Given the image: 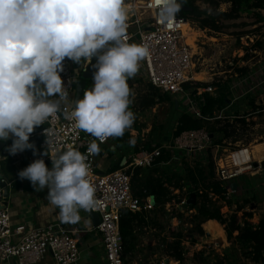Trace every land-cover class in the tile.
<instances>
[{"label":"clouds","instance_id":"clouds-1","mask_svg":"<svg viewBox=\"0 0 264 264\" xmlns=\"http://www.w3.org/2000/svg\"><path fill=\"white\" fill-rule=\"evenodd\" d=\"M156 3L160 19L169 21L183 0ZM127 20L124 0H0V141L12 140L6 152L33 150L36 155L30 135L54 118L62 102L72 104L64 118L94 138L89 155L99 154L106 139L123 137L131 129L136 116L129 107V80L148 53L126 41ZM93 57L92 87L82 98L71 99L61 76L63 62L89 64ZM45 133L48 147L40 155L50 156L52 166L35 159L18 175L35 190L47 189L46 198L59 209L60 219L76 223L80 210L97 206L86 156L72 148H56L53 154L49 150L58 139L48 128Z\"/></svg>","mask_w":264,"mask_h":264},{"label":"built area","instance_id":"built-area-1","mask_svg":"<svg viewBox=\"0 0 264 264\" xmlns=\"http://www.w3.org/2000/svg\"><path fill=\"white\" fill-rule=\"evenodd\" d=\"M124 7L128 15L126 41L131 43L136 39V44L143 46L148 53L140 61L139 77L156 86L163 94L178 96V100H182L186 106L184 111L195 118H206L202 114L200 105L206 101V94L214 91V87L209 84L195 91L200 79L196 71L198 50L196 41L193 44L188 41L193 22L178 14L169 21L161 20L156 0H124ZM256 36L257 34H247L240 39L254 41ZM63 65L61 76L70 98L75 99L77 81L89 64L87 61L78 64L66 58ZM252 74L254 73L248 75ZM87 88L91 86H85L80 98ZM71 108L70 101L67 104L62 102L54 118L37 127L30 135V139L34 140L40 137L36 148L38 157L33 153L21 152L11 155L5 151V155H0V162L11 159L16 179H20L18 173L26 167V162L31 163L39 158L51 162L50 156L40 155L48 147L46 128L51 130L53 140L58 139V143L49 150L50 152L54 154L56 148L60 150L72 148L83 153L89 169L88 179L94 188L97 201V206L89 212L100 215V222L96 227L102 235L106 264H125L124 236L120 227L123 212L125 210L147 212L155 207L154 196L141 197L133 193L132 174L136 167L164 166L169 163L168 159L163 158L168 152L174 154L181 152L183 155L201 153L204 158L206 155L207 161L213 160L216 175L228 190L229 197L235 196L240 190V187L232 186L236 178L248 172L264 169V159H255L252 154L253 144H244L232 150V142L228 143L222 132L212 134L206 128H201L187 130L177 136L173 135L161 144L154 145L153 149L143 146L131 154L130 162L126 167L105 171L101 166V158L107 156L108 149L114 147L112 144L114 138H108L100 143L99 154L89 155L87 148L94 138L88 133L75 129L73 122L64 118L63 112L70 111ZM210 152L214 153L212 157ZM3 201L2 197L0 264L11 259L17 260L18 264H35L44 259L48 253L52 254L55 264H80L81 248L73 230L67 229L61 223H50L28 230L24 225L13 228L10 210L7 204L3 205Z\"/></svg>","mask_w":264,"mask_h":264},{"label":"rangeland","instance_id":"rangeland-1","mask_svg":"<svg viewBox=\"0 0 264 264\" xmlns=\"http://www.w3.org/2000/svg\"><path fill=\"white\" fill-rule=\"evenodd\" d=\"M229 22L236 25L225 29L223 33L203 30L193 23V29L188 34V41L192 44L196 41L197 44L196 71L200 78L198 82L213 85L214 91L209 94L214 96L219 94L225 84L229 86L227 107L221 112V116L231 117V119L236 116L245 117L246 124H240L238 125L240 127H237L241 135L238 137L239 140L232 142L235 137L227 139L228 143L232 142V148H230L233 150L244 144L254 145L264 142V65L258 62L260 60L264 62V40H262L264 25L257 23L253 12L243 13L239 19ZM258 26L259 31L254 41L237 39L235 32L253 30ZM136 42L134 39L131 43ZM256 42H260L261 45L255 47L253 44ZM245 66L248 68L245 74L237 71ZM251 73L254 74L248 75ZM147 83L146 79L139 77L138 72L129 80L132 90L130 105L134 106L131 110L136 119L123 137L114 138V147L109 149L107 156L101 162L106 168L105 171L114 170L116 167L117 169L126 167L133 152H137L143 146L149 148L147 145L161 144L173 136L177 130L178 118L186 106L182 100H178V96L166 98L167 95L159 90L158 99H161L157 104L148 109H141L139 98L146 93ZM89 85L92 86V80ZM207 130L209 131V128ZM130 140L134 143H130ZM210 154L212 157L214 153L210 152ZM115 157L119 158L117 163L109 166ZM167 157L169 163L166 165L142 168V172L145 178L156 168L160 170L156 171V174L165 172L167 177L172 178L171 195L176 196L168 205L169 207L162 210L157 206L155 211L150 212L148 226L138 229L130 237L131 242L128 243V251H125L124 255L125 264H264L253 260L247 246H242L234 239L229 240L226 231L224 232L225 225L221 224L224 230L217 223L215 229L208 226L209 233L217 234L215 237L210 236L205 230L207 224L212 221L209 220L205 223V228L202 224L205 233L199 234L198 224L203 218L198 214V210L203 199L196 198L195 202L190 201L191 194L195 193L192 190L194 189L199 192L208 190L210 203L221 206L224 212L231 213L240 205L245 206L244 209L247 212H251L252 204L255 206L253 211L256 215L251 218V221L258 223L264 217V172H248L239 177L240 190L237 196L229 197L226 190V199H224L214 194L209 187L217 180L220 181L217 175L212 178L207 175L201 176L197 172V168L206 164V155L204 158L201 153L183 155L181 152L177 154L169 152ZM190 170H193L195 174L190 173ZM175 173L184 178L181 181L183 182L181 189L174 188L177 182ZM193 177L197 179V182H192ZM178 200L181 202H177ZM242 215L243 211H239V216ZM221 236L224 237L221 238ZM179 239L182 241L184 251L182 262L175 261L167 253V244Z\"/></svg>","mask_w":264,"mask_h":264},{"label":"trees","instance_id":"trees-1","mask_svg":"<svg viewBox=\"0 0 264 264\" xmlns=\"http://www.w3.org/2000/svg\"><path fill=\"white\" fill-rule=\"evenodd\" d=\"M223 3H228L230 6L226 10H222L221 5ZM246 12H253L257 18V23L264 25V0H183L181 10L177 14L180 17L190 20L200 29L213 32H223L225 29L236 25L229 21L239 19L242 14ZM254 29L235 32V34L238 39L243 35L258 34L259 26ZM253 45L257 47L261 44L260 42H256ZM247 69V66H245L239 68L237 71L241 74H245ZM208 85L209 83L206 82H198L195 91L199 87H206ZM146 90V93L139 98V106L141 109L151 108L161 99H158V97H160L159 89L153 84L147 83ZM229 93L230 89L228 84H225L222 87L217 96L207 93L206 101L200 105L202 114L206 118H195L190 113L184 111L178 118V127L173 135L177 136L184 131L192 129L209 128V131L212 134L222 132L226 139L235 137L232 142L238 141V137L241 135L238 133L237 127H240L238 126L240 124H246L245 117L236 116L231 119V117L221 116V112L227 107V97ZM166 95V98L172 97L168 94ZM129 107L132 109L134 106L130 105ZM39 140L40 137H37L35 146L38 145ZM147 147H149L147 149H153V146L151 145H147ZM168 153L164 154L163 158L168 159ZM116 169L117 167L114 168V170ZM197 169V172H199L201 176L207 175V177L214 178L216 175L213 160H206V164ZM156 171L160 170L156 168L145 178L143 176L142 167H136L132 174L133 193L141 197H147L150 195L154 196V211L157 209V206L164 210L166 205L171 203L176 196L171 195L170 182L172 178L167 177L165 172H159L160 174H156ZM190 173L193 175L195 174L193 170H190ZM174 177L177 178L174 188L181 189L183 187V182L181 183V181L184 180V178L176 173L174 174ZM192 182H197V179L193 177ZM212 184L213 185L209 186L212 189L211 191L226 199V188L223 183L217 180V182ZM192 190L195 192L197 199H203V203L198 210V214L203 218L198 224L199 234L203 235L205 233L202 224L207 220H212L211 222H218L225 225V231L229 240L234 239L242 246H247L253 256V260L264 263V217L260 219L258 223L252 222L251 218L253 217V212H247L243 205L237 206V209L231 213L224 212L221 206H216L210 203L211 200L209 199L208 190H200V192L199 190ZM177 202H181V200H178ZM239 211H243L241 217L239 216ZM243 216L244 218H242ZM136 221H138V224L146 221L145 215L141 212H132L130 210H125L123 212L120 219V227L124 236V255L125 251H128L127 246L128 243H130V237L133 236ZM167 248L168 256L174 258L178 262L184 260V251L180 239L169 242Z\"/></svg>","mask_w":264,"mask_h":264},{"label":"crops","instance_id":"crops-1","mask_svg":"<svg viewBox=\"0 0 264 264\" xmlns=\"http://www.w3.org/2000/svg\"><path fill=\"white\" fill-rule=\"evenodd\" d=\"M221 6L223 10H226L230 6V4L224 3ZM218 33H223V32H218ZM226 36L228 35L226 34ZM262 40H264V36ZM258 62L264 65L263 60H260ZM81 78H79L78 81ZM90 80H92V78L87 80L86 85L90 84ZM74 96L76 99V90H75ZM30 141L33 142L34 144L36 142V140L34 139H30ZM3 142H5V146H6L10 144L12 140L9 139ZM113 142L114 140L112 141V144L114 145ZM23 153L30 154V153H33V150H25ZM35 156L38 157V154H36ZM105 157L101 158V162H103V159ZM118 159L119 158L115 157L114 160H112L114 162L111 161L109 166L112 165V163L116 164ZM46 163L48 164L49 167L52 166V162H46ZM29 164H30L29 162H26L25 164L26 167ZM101 166H102V163H101ZM102 169L103 170L106 169L105 166H102ZM107 169H108V166H107ZM144 169H147V168H144ZM256 172L262 173L264 172V169L257 170L253 173H256ZM0 174H1L2 179L6 181V184L4 185V183L1 182V179H0V200L2 197L4 199V191L6 190V188H8L9 196H8L7 206L10 210L11 225L13 226V228H16L20 225H24L26 230H28V229H31L37 226H45L50 223H61L67 229L73 230L74 236L79 240V244L81 248L80 264H106L105 259H104L105 258L104 248L102 245V235H101V232L96 227L95 219L90 214L89 210L87 211L80 210V213H79L80 220L76 223L63 222L59 216V209L51 205L46 198L47 189H45L44 191H38V190H35V188L32 186L29 180L16 179L15 174H14V168L11 163V159H6L0 162ZM241 176H244V175H241ZM232 186L240 187L238 178H236V180L232 182ZM235 196H237V194H235ZM257 197H258V194H257ZM168 205H170V203H168L166 207ZM250 207L253 210L255 208V206H253L252 204L250 205ZM253 210L251 211L253 212V216H254L256 214L254 213ZM150 212H152V210L147 211V212H141L145 215L146 221L142 222L141 224H138L137 223L138 221H136L134 233L138 229H143L148 226ZM208 221L209 220L204 222L203 226ZM218 224L221 225L220 223ZM208 226L215 229L214 227H216V223L210 222L209 224H207V230H208ZM223 237L224 236H221V238ZM130 245L132 246V244ZM4 264H18V263H17V260L11 259L9 261H6ZM35 264H55V262H54L52 254L48 253L44 259H42L41 261Z\"/></svg>","mask_w":264,"mask_h":264},{"label":"water","instance_id":"water-1","mask_svg":"<svg viewBox=\"0 0 264 264\" xmlns=\"http://www.w3.org/2000/svg\"><path fill=\"white\" fill-rule=\"evenodd\" d=\"M96 62V57H93L91 63H89V65L87 66L86 70L84 71L82 78L77 82V89H76V99L80 98V96L82 95L83 89L85 88L86 84H87V80L93 78V73L95 71V69L92 67L93 64H95ZM5 142L0 141V155H5ZM257 165V163H255ZM0 179L1 182L4 183V185L6 184V181H4L1 177L0 174ZM8 188H6V190L4 191V201H3V205H6L8 202ZM196 194L192 193L190 196V201L195 202L196 201ZM0 206H2V204H0ZM94 219H95V223L96 226L98 225V223L100 222V215L99 213H90Z\"/></svg>","mask_w":264,"mask_h":264},{"label":"bare ground","instance_id":"bare-ground-1","mask_svg":"<svg viewBox=\"0 0 264 264\" xmlns=\"http://www.w3.org/2000/svg\"><path fill=\"white\" fill-rule=\"evenodd\" d=\"M252 154L254 155L255 159H258V160L264 159V143L254 144L252 146ZM206 231L210 236H214V237H215V235L217 236L216 233L213 235V234L209 233L210 231H208L207 229H206Z\"/></svg>","mask_w":264,"mask_h":264}]
</instances>
